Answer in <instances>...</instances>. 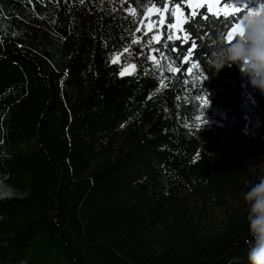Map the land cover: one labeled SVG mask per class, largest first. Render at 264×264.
Instances as JSON below:
<instances>
[{
	"label": "trees",
	"instance_id": "16d2710c",
	"mask_svg": "<svg viewBox=\"0 0 264 264\" xmlns=\"http://www.w3.org/2000/svg\"><path fill=\"white\" fill-rule=\"evenodd\" d=\"M149 6L0 0V264H248L264 94L213 68L215 18L191 74L154 68L132 44Z\"/></svg>",
	"mask_w": 264,
	"mask_h": 264
},
{
	"label": "snow or ice",
	"instance_id": "6c2138e0",
	"mask_svg": "<svg viewBox=\"0 0 264 264\" xmlns=\"http://www.w3.org/2000/svg\"><path fill=\"white\" fill-rule=\"evenodd\" d=\"M127 2L129 0H125V3ZM136 2L137 0H131V3ZM140 2L143 3V0ZM257 3L252 4L249 0H169V2L149 0L150 6L144 8L142 12L138 13L136 8L130 9L131 15L142 16L139 21L141 26H138L135 33L132 34V44L141 43L142 39L147 37L144 47L149 54L146 59L153 62L154 68L163 69L165 66L161 61H168L167 71L181 73L186 64L190 63L191 66L187 68V71L191 74L193 69L200 66L199 63L192 62L193 59L200 60V52L196 50L204 47L199 45L198 41L206 36V33L200 32L198 21L207 22L215 18V21L219 22L218 34L223 35L225 40L231 41L238 32L242 15L251 14ZM157 4L160 7H157ZM154 15L157 17L156 19H152ZM186 25L195 26L196 34L194 35L192 28L186 27ZM136 33H142V35L137 36ZM154 43L161 44L163 49L176 55L169 59V56L161 48L152 47ZM124 51L127 52L129 49L126 48ZM153 53L159 54V58ZM118 59L119 55L113 57L112 62L117 63ZM200 62L203 63L202 60ZM135 67V65L127 64L120 71V75L132 74ZM176 78L179 79V77ZM164 79L162 76L160 89H157V92L167 87ZM184 83L188 84V80L185 79ZM200 99L203 105L208 104L206 96L200 97ZM121 126L123 127V125Z\"/></svg>",
	"mask_w": 264,
	"mask_h": 264
},
{
	"label": "clouds",
	"instance_id": "9594fccd",
	"mask_svg": "<svg viewBox=\"0 0 264 264\" xmlns=\"http://www.w3.org/2000/svg\"><path fill=\"white\" fill-rule=\"evenodd\" d=\"M211 55L216 72L225 65L235 64L250 86L264 94V0H258L251 14L242 15L238 32L231 41L223 35L217 36ZM243 198L248 203L246 219L252 237L248 264H264V177L252 184Z\"/></svg>",
	"mask_w": 264,
	"mask_h": 264
},
{
	"label": "rangeland",
	"instance_id": "374dc122",
	"mask_svg": "<svg viewBox=\"0 0 264 264\" xmlns=\"http://www.w3.org/2000/svg\"><path fill=\"white\" fill-rule=\"evenodd\" d=\"M250 1H252L253 4L257 3V0H250ZM156 18L157 17L155 15L152 17V19H156ZM152 47L160 48L159 44H155V43L152 45ZM153 54L157 55L156 53ZM118 63H120V58L118 59ZM132 65L135 64L132 63ZM260 126L261 125L250 121L244 128L243 132L251 141H255L256 139H259L261 145L264 147V136L261 134ZM250 160L252 161V165H254L255 159L253 157H250ZM252 171L257 175L258 179L264 177V164L258 161L257 159L255 165L252 168ZM209 208L213 210L214 216L217 217V219H223L224 211L222 207L215 206L214 204H212L211 206H209Z\"/></svg>",
	"mask_w": 264,
	"mask_h": 264
}]
</instances>
